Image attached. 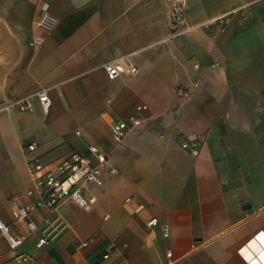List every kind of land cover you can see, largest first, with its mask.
I'll list each match as a JSON object with an SVG mask.
<instances>
[{
    "label": "crops",
    "instance_id": "1",
    "mask_svg": "<svg viewBox=\"0 0 264 264\" xmlns=\"http://www.w3.org/2000/svg\"><path fill=\"white\" fill-rule=\"evenodd\" d=\"M46 1L55 24L35 47L36 0H0V106L39 89L51 101L0 111V264H264V0H185L190 29L175 37L167 0ZM124 57L137 72L108 78L103 64ZM139 104L114 141L111 122ZM189 135L197 154L180 146ZM90 145L117 169L84 191L91 209L37 207L33 231L14 219L38 199L30 159L95 163Z\"/></svg>",
    "mask_w": 264,
    "mask_h": 264
},
{
    "label": "built area",
    "instance_id": "2",
    "mask_svg": "<svg viewBox=\"0 0 264 264\" xmlns=\"http://www.w3.org/2000/svg\"><path fill=\"white\" fill-rule=\"evenodd\" d=\"M169 3V30L168 35L175 37L183 35L190 29L184 18L185 0H167ZM37 18L35 19L36 34L33 37L35 47L41 45L43 33L49 31L55 24V17L50 11L49 3L46 0H36ZM103 69L108 78L112 79L118 75H133L137 72V67L133 65L127 57L117 60L108 61L103 64ZM176 94L180 97H186L189 89L179 85L175 89ZM33 97L37 98L44 110L50 106V98L47 89H39L33 94L16 97L0 106V111H20L30 112L33 108ZM146 104L136 106L135 112L123 119H117L111 122L110 132L114 141L120 142L125 134L131 128L139 125L143 120V112L147 110ZM201 139L197 135H189L180 141V146L192 154H197ZM36 143L30 142L25 145L27 151H32ZM90 151L95 153L96 162L91 163L81 154L70 151L56 161H45L40 157H34L29 160V170L32 176V188L38 194L35 202L14 205L12 215L15 220L26 222L28 231L37 228L36 223L28 220L29 213L37 207L53 208L59 202L69 200L83 209L89 210L96 202L93 195H86L85 190L90 187L102 185L103 171L116 173L117 169L111 165L105 154L97 151L90 145ZM131 196L125 198L130 202ZM164 237L169 234V226L166 223H160L155 216H150L145 221V226L152 228L159 225ZM2 232L7 235V230L3 228ZM52 240L49 234L42 235L38 238L36 245L38 247L48 244ZM20 240H11L12 246L17 245ZM87 244V241L82 243ZM166 255L171 259V252L167 251ZM23 260H28V256H21ZM108 257V253L102 254L101 258L93 259L90 264H103V260Z\"/></svg>",
    "mask_w": 264,
    "mask_h": 264
}]
</instances>
